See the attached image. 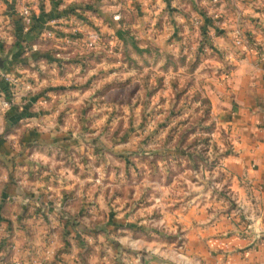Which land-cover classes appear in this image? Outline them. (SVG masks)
<instances>
[{
    "label": "rangeland",
    "instance_id": "rangeland-1",
    "mask_svg": "<svg viewBox=\"0 0 264 264\" xmlns=\"http://www.w3.org/2000/svg\"><path fill=\"white\" fill-rule=\"evenodd\" d=\"M23 4L32 7L35 18L43 16L41 27L36 22L39 26L33 27L41 30L38 34L22 32L18 12ZM143 5L144 0H0V48L7 51L16 38L18 42L26 38L31 45L53 40V46L54 40L69 37L81 44L72 48L77 55L106 52L110 61L104 70L109 73L102 83V78L91 85L90 79L75 77L68 84L92 88L74 111L70 144L34 145L43 153L30 160L39 169L28 173L54 183L76 184L67 193L81 217L75 225L95 233L115 229L118 238H112L113 244L121 246L123 237L130 249L128 241L138 242L133 245L136 250L180 261L182 218L212 207L207 204L214 198L221 205L229 198L223 170L234 148L229 131L218 124L214 105L218 82L204 74L231 65L214 50H198V44L181 50H168L165 40L159 45L156 27H162L169 14L148 12V3ZM175 29L183 38L182 28L175 25ZM48 31L53 36L45 35ZM207 36L201 40L202 48L209 45ZM95 37L102 42L87 48L85 42ZM191 40L198 43L199 37ZM17 160L21 158L3 164L22 166Z\"/></svg>",
    "mask_w": 264,
    "mask_h": 264
},
{
    "label": "crops",
    "instance_id": "crops-1",
    "mask_svg": "<svg viewBox=\"0 0 264 264\" xmlns=\"http://www.w3.org/2000/svg\"><path fill=\"white\" fill-rule=\"evenodd\" d=\"M144 1L149 7L146 11L169 14L163 26L156 27L159 45L165 40L168 50H181L187 44L203 49L202 28L194 26L195 30L192 26L191 17L197 16L201 27L207 29L209 46L231 65L230 69L204 74L218 82L219 95L214 102L218 124L227 128L234 148L223 170L229 198L224 205L214 198L207 204L212 207L199 208L196 215L182 218L183 241L177 249L183 253L180 261L148 249L136 250L133 245L138 242L128 241L130 249L124 246L123 237L121 246L113 244L112 238H118L115 229L107 227L95 233L75 225L81 217L67 193L76 184L54 183L43 179L40 172L39 177H30L28 172L39 169L30 160L43 153L34 147L36 144H70L68 128L75 120L74 111L92 88L78 89L68 84L75 77L90 79L91 85L94 79L102 78V83L108 77L104 69L109 56L106 52L98 58L77 55L72 48L81 44L67 42L65 37L54 40L53 46L60 49L54 55L43 47L47 44H36L38 50H44L37 59L38 53L32 56L27 50L32 45L23 41L13 45L10 41V49L0 48V99L13 98L9 108H0V221L23 248L14 254L23 264H31L29 259L39 253L51 231L59 239V258L52 264H143L141 255L145 253L166 260V264H264V236L257 238L251 230L255 225L264 231V0H220L215 4L210 0ZM136 4L140 9V2ZM156 19H152V27ZM175 22L182 28L183 38L171 25ZM238 30L244 40L242 46L234 44ZM193 36L199 37L198 43L190 41ZM83 62L89 67L82 69ZM12 75L21 79V85L6 79ZM28 83L34 90H25ZM13 157H20L15 162L23 165L3 164ZM12 175L17 179H11ZM145 264L159 263L145 260Z\"/></svg>",
    "mask_w": 264,
    "mask_h": 264
},
{
    "label": "built area",
    "instance_id": "built-area-1",
    "mask_svg": "<svg viewBox=\"0 0 264 264\" xmlns=\"http://www.w3.org/2000/svg\"><path fill=\"white\" fill-rule=\"evenodd\" d=\"M213 4L218 3L220 0H210ZM19 16H20V23L23 33H29L32 29V26L34 24L35 20V12L32 10V7H30L28 4H23L19 8ZM116 19H119L117 16ZM192 24L194 26H199L202 24V21L200 18L195 17L192 20ZM45 35L53 36L52 31H48L45 33ZM116 40L115 36H112V43ZM67 42H74L76 40L71 39L69 37H66ZM99 42L101 43V39L99 38ZM97 41V38H89L88 41L85 42L86 47L93 49L96 48L100 43ZM99 43V44H98ZM104 43V42H103ZM234 44L236 46H242L244 45V40L242 38V32L240 30L235 32L234 35ZM29 51H37L38 45L33 44ZM203 49L205 51L212 50L211 46H203ZM28 50V49H27ZM6 79L12 83L15 84V86L21 85V79L18 76H6ZM25 90H34L31 83H28L25 85ZM13 103V98H1L0 99V108L1 109H7L9 108ZM40 206V205H39ZM41 208V207H40ZM53 228V226H52ZM86 238L88 236H85ZM89 240H91L90 237H88ZM58 236L55 231H51L48 234L47 240H45L44 244H42L40 251L37 255H35L33 258L29 259L31 264H52L53 262H56L59 258V252H58ZM23 248L20 246V244L16 241L14 237L10 235L8 230L6 229L5 224L0 221V264H23L22 260L15 258L14 254L21 252ZM29 262V263H30Z\"/></svg>",
    "mask_w": 264,
    "mask_h": 264
},
{
    "label": "trees",
    "instance_id": "trees-1",
    "mask_svg": "<svg viewBox=\"0 0 264 264\" xmlns=\"http://www.w3.org/2000/svg\"><path fill=\"white\" fill-rule=\"evenodd\" d=\"M57 15H58V17H59L60 14H57ZM46 19H47V18H46ZM46 19H45V21H47ZM35 22H36L37 24H40V27H41V25H42L43 22H44V20H43V16L41 15L40 17H36V18H35L34 24H33L32 29H31V32L36 31L35 33L38 34V32H41V30H40V29H35V28H33V27H38V26H39V25L36 26ZM202 33L207 34V29L202 27ZM121 35H122V33H120V36H121ZM17 39H19V38H16V39H15V42L13 43V45H14L16 42H18ZM22 41H23V42L26 41V42H25L26 44L29 43L28 39H26V38H24L23 40H19V43H21ZM31 44H32V43H29V45H31ZM54 44H55V43H54ZM50 45H52V43H49V44L46 46V48H48V50H49L50 52H52L53 55L60 51V50H58V49H57V50L55 49L56 46H54V48H53V46H50ZM204 46H206V44H204ZM44 48H45V47H44ZM43 51H44V50H42V51L40 50V51L38 52V55L36 56L37 59H39V58L42 57L41 54L43 53ZM104 53H105V52H104ZM104 53H103V55H104ZM98 57H99V56H97L96 58H98ZM84 63H85V62H84ZM85 64H86V63H85ZM85 64H84V65H85ZM84 67L87 68V67H89V66H88V64H86ZM0 206L2 207V205H0Z\"/></svg>",
    "mask_w": 264,
    "mask_h": 264
},
{
    "label": "water",
    "instance_id": "water-1",
    "mask_svg": "<svg viewBox=\"0 0 264 264\" xmlns=\"http://www.w3.org/2000/svg\"><path fill=\"white\" fill-rule=\"evenodd\" d=\"M251 230L257 238H259L260 236H264V231H260L255 225L251 226ZM141 258H142L143 264H145V260H148V262L149 261H156L159 264H166L167 263L166 260L158 258L157 256L149 255V253L142 254Z\"/></svg>",
    "mask_w": 264,
    "mask_h": 264
}]
</instances>
